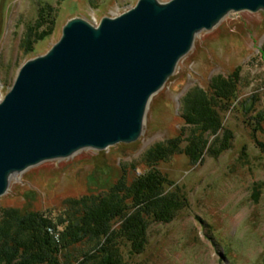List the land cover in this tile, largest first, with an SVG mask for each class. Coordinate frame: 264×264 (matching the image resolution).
I'll list each match as a JSON object with an SVG mask.
<instances>
[{
	"label": "rangeland",
	"instance_id": "obj_1",
	"mask_svg": "<svg viewBox=\"0 0 264 264\" xmlns=\"http://www.w3.org/2000/svg\"><path fill=\"white\" fill-rule=\"evenodd\" d=\"M138 1L0 0V100L25 63L60 40L71 18L99 24ZM218 76L237 80L236 97L221 112L230 146L196 162L179 153L157 163L169 181L166 189H182L188 206L171 222L150 225L144 253L131 254L128 243L120 252L126 264H264V10L230 12L214 28L197 33L190 51L150 98L136 141L83 148L11 174L0 196V220L7 209L57 216L85 196L108 191L124 175L133 183L150 167L148 149L184 128L190 134L182 117L186 93L195 87L209 92ZM85 243L70 251L80 254Z\"/></svg>",
	"mask_w": 264,
	"mask_h": 264
},
{
	"label": "water",
	"instance_id": "obj_2",
	"mask_svg": "<svg viewBox=\"0 0 264 264\" xmlns=\"http://www.w3.org/2000/svg\"><path fill=\"white\" fill-rule=\"evenodd\" d=\"M264 0H139L99 24L71 18L0 100V196L11 174L83 148L136 141L150 98L202 30Z\"/></svg>",
	"mask_w": 264,
	"mask_h": 264
},
{
	"label": "trees",
	"instance_id": "obj_3",
	"mask_svg": "<svg viewBox=\"0 0 264 264\" xmlns=\"http://www.w3.org/2000/svg\"><path fill=\"white\" fill-rule=\"evenodd\" d=\"M230 78L215 77L209 92L195 87L186 93L182 117L190 134L186 136L184 128L178 137L148 149L145 159L150 167L133 183L124 175L108 191L85 196L57 216L4 210L0 264H126L120 252L126 243L131 254L144 253L150 225L169 223L188 206L182 189H166L169 181L156 164L179 153L196 162L205 153L216 156L230 146L231 131L221 117L236 97L237 80ZM85 241L87 248L80 254L70 251Z\"/></svg>",
	"mask_w": 264,
	"mask_h": 264
}]
</instances>
